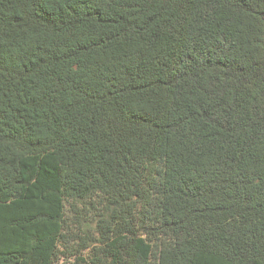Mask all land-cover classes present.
I'll return each mask as SVG.
<instances>
[{
	"label": "trees",
	"instance_id": "16d2710c",
	"mask_svg": "<svg viewBox=\"0 0 264 264\" xmlns=\"http://www.w3.org/2000/svg\"><path fill=\"white\" fill-rule=\"evenodd\" d=\"M0 264H264V0H0Z\"/></svg>",
	"mask_w": 264,
	"mask_h": 264
}]
</instances>
